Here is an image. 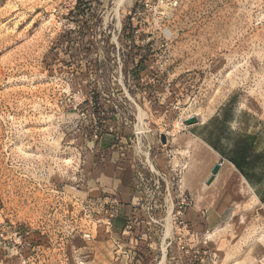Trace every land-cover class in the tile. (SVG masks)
<instances>
[{
  "label": "rangeland",
  "instance_id": "374dc122",
  "mask_svg": "<svg viewBox=\"0 0 264 264\" xmlns=\"http://www.w3.org/2000/svg\"><path fill=\"white\" fill-rule=\"evenodd\" d=\"M218 111L264 179V0H0V264H264V200L177 177Z\"/></svg>",
  "mask_w": 264,
  "mask_h": 264
},
{
  "label": "crops",
  "instance_id": "0c3cea01",
  "mask_svg": "<svg viewBox=\"0 0 264 264\" xmlns=\"http://www.w3.org/2000/svg\"><path fill=\"white\" fill-rule=\"evenodd\" d=\"M229 117L218 111L198 119L197 124L183 130L178 136L176 149L184 152L187 159L177 163L175 169L183 191L191 201L196 202V209L200 210L205 205L218 208L221 201L227 200L225 193L230 184L233 187L236 185L234 191L244 199L254 198L256 202L264 200V189L258 190L259 186L264 185V179L256 173L260 172L259 164H256L260 157L259 140L255 137L252 141L249 131L230 123L232 118ZM251 144L257 153V159L252 160V179ZM215 165L219 166L218 171L210 184H207ZM135 172L139 176L138 165ZM232 200L229 197L227 205ZM232 206L237 209L240 205L234 201Z\"/></svg>",
  "mask_w": 264,
  "mask_h": 264
},
{
  "label": "water",
  "instance_id": "95a60500",
  "mask_svg": "<svg viewBox=\"0 0 264 264\" xmlns=\"http://www.w3.org/2000/svg\"><path fill=\"white\" fill-rule=\"evenodd\" d=\"M198 123V120L195 118V117H190V118H187L186 120L183 121V124L185 126H192V125H195ZM160 142L161 144L165 145L166 144V138H165V135H161L160 136ZM218 165H215L212 170H211V176L210 178L208 179V182L207 184H210V182L212 181L213 179V176L217 173L218 171Z\"/></svg>",
  "mask_w": 264,
  "mask_h": 264
},
{
  "label": "bare ground",
  "instance_id": "6f19581e",
  "mask_svg": "<svg viewBox=\"0 0 264 264\" xmlns=\"http://www.w3.org/2000/svg\"><path fill=\"white\" fill-rule=\"evenodd\" d=\"M119 5V4H118ZM167 141V140H166ZM147 156V155H146ZM171 210H172V207H170L169 208V211H167L168 212V214H170V212H171ZM166 234H168L169 233V228H170V226H169V224H168V220L166 219ZM222 227H218V228H216V229H214V230H212L211 232H209V235L211 236V235H214V234H216L218 231H219V229H221ZM171 233V232H170ZM163 260V259H162Z\"/></svg>",
  "mask_w": 264,
  "mask_h": 264
},
{
  "label": "built area",
  "instance_id": "2783aa9c",
  "mask_svg": "<svg viewBox=\"0 0 264 264\" xmlns=\"http://www.w3.org/2000/svg\"><path fill=\"white\" fill-rule=\"evenodd\" d=\"M179 210H180V207H179Z\"/></svg>",
  "mask_w": 264,
  "mask_h": 264
}]
</instances>
